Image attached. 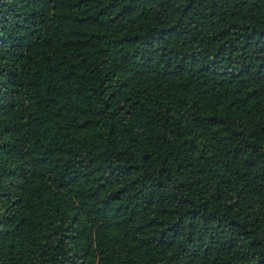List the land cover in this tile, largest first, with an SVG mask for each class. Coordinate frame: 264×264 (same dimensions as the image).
Listing matches in <instances>:
<instances>
[{
  "label": "trees",
  "instance_id": "16d2710c",
  "mask_svg": "<svg viewBox=\"0 0 264 264\" xmlns=\"http://www.w3.org/2000/svg\"><path fill=\"white\" fill-rule=\"evenodd\" d=\"M0 264H264V0H0Z\"/></svg>",
  "mask_w": 264,
  "mask_h": 264
}]
</instances>
